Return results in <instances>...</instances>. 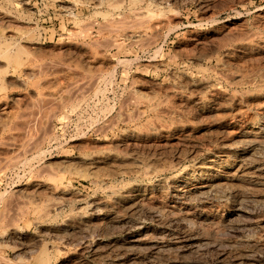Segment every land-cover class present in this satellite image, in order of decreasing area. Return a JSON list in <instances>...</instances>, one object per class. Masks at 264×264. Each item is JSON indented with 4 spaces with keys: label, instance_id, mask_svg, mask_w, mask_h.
I'll list each match as a JSON object with an SVG mask.
<instances>
[{
    "label": "bare ground",
    "instance_id": "obj_1",
    "mask_svg": "<svg viewBox=\"0 0 264 264\" xmlns=\"http://www.w3.org/2000/svg\"><path fill=\"white\" fill-rule=\"evenodd\" d=\"M0 1L2 90L9 71L22 73L13 81L20 85L36 76V70H26L24 64L27 52L33 56L41 33L31 13H26L28 1ZM47 1L58 8L62 25L67 22L75 28L73 36L109 39V47L117 51L109 65L113 71L120 67L123 74L129 71V59L118 57L123 50L136 48L137 55L155 49L144 59V76L153 78L130 79L126 108L121 104L125 111L118 116L116 112L115 123L108 125L135 124L123 127L112 147L110 142L101 151L47 162L46 176H38L36 170L15 191L17 197L11 194L36 230L35 244L19 243L14 256L50 264L53 254L71 249L61 264H264V27L252 30L234 19L213 34H192L198 51L167 60L164 44L178 33L181 8L188 0ZM196 1L204 14L215 9L212 0ZM224 11L223 7L214 13L219 16ZM19 13H26L25 21L18 19ZM258 19L264 20V14ZM15 23L23 28L15 29ZM96 26L100 31H94ZM78 45L83 55L107 58L105 50L92 52L91 46ZM162 76L165 84L158 80ZM101 78L98 74L93 85ZM83 184L90 188V195L78 190ZM57 219L61 223L54 225ZM148 222L156 227L147 228ZM18 229H10L9 240L22 241Z\"/></svg>",
    "mask_w": 264,
    "mask_h": 264
},
{
    "label": "rangeland",
    "instance_id": "obj_2",
    "mask_svg": "<svg viewBox=\"0 0 264 264\" xmlns=\"http://www.w3.org/2000/svg\"><path fill=\"white\" fill-rule=\"evenodd\" d=\"M16 1H20V0H16ZM22 1L29 2V7H28L29 9L28 12L26 13L27 14L31 13L32 22H34V24L38 26L39 34L41 33L40 34L41 39L39 38L37 44L34 46L35 49L32 50L31 52V54L33 55L32 57H30L29 56L30 54L27 52L28 59L27 62L24 64V68H26V70L28 68H29L28 70L30 69L36 70L37 74L35 73L36 76L34 75L36 79L32 77L31 80L26 85L22 83L20 85L17 82H14L15 83L14 84L13 81H15L16 78L20 77L22 73L18 71H16L15 73L9 71L8 73L9 76L6 80L7 84L5 83L6 86H3L4 89L3 87L2 90L0 89V95H1L0 96V155H1L0 195L2 196V198H0L1 199L0 200L1 202L0 203V258L3 257L2 258L3 260L0 259L1 260L0 264L2 263L35 264L34 262L29 261L28 257L24 258V256L23 257L21 256L22 257L21 258L19 256L18 257L14 256L15 248H17V246L19 247V243H23L24 245L27 246L34 245L35 244L34 236L36 235V230L33 227V225H31L27 221L23 211L21 209H18L22 205L21 203H19L18 198L16 199L17 195L15 194V191L27 183V177L29 175H34V174L36 175L35 173L36 170L38 176L41 174L46 176L47 174L44 169V164H46L47 162H52V161L55 162L59 158L65 156L75 157L78 156L79 154L78 152H87V151H95V150L101 151L103 150V148L105 149V148H109L110 146L112 147L113 142L119 137V135L122 133V130L131 127L133 124H135V122L133 123L125 122L118 125H113V128H110L112 123L113 124L115 123L113 121L116 118L115 117L116 112H117L116 116H118V114H120L119 112H121L120 110H122L124 106L126 108V104H127L126 99L129 98V89L131 87L130 84L132 83L130 81L135 79L140 80V78L143 81H149L150 79L153 78V76L151 75L150 76L148 75L149 77L144 76L145 75L144 59L148 60L149 56L152 53H154V51H156L155 49H151L150 52L148 53L143 54L138 52V54L136 55V53L133 52L136 51V48H132V50H128V51L123 50L122 53L118 54V57L120 59H126V60L129 59L128 60L129 62L127 63L129 71L124 72L123 74L124 70L122 69V67L118 68L116 71H113L110 69L109 65H111V63L113 62L111 60L112 55L115 54L117 51L109 47L110 46V43H108L109 39L105 40V38L103 39L102 37H100L96 40L95 39L93 40L83 36L82 39L81 36H80L81 38L80 37L77 38V36L74 35L76 37L75 38L73 36V34H75V28L72 26V24L67 22L66 25L65 24L62 25V17L60 16L58 8L52 7L47 0H41V1L22 0ZM39 1L42 3H40ZM211 3L212 5H214L215 9H212L213 12H209V13L207 12L206 14H204L199 10V4L196 0H188L184 4V6L181 8V14H180L181 26L179 27V31L177 34L170 36L168 38L169 40H167V42L164 44L163 47V52L165 56L164 59L169 60L176 55H180V54L184 55L186 53L197 52L199 47L195 46V44L191 40V36L194 33L200 34L201 36H206L207 33L213 34V32L217 28L221 26H228V23H234L235 20H237L236 22L240 21L239 22L240 24L243 25L245 24L244 27H247L252 30H255L257 27H262V26L264 27V23H263L264 20H259V19L257 20V16L259 14L260 15L264 14V8H263L264 0H244L239 2H235V1L233 2V0H225V1L212 0ZM40 6L42 9L40 8ZM223 7L225 11L221 13V15L216 16L214 11ZM43 9H44L43 12L39 11ZM19 10H20L19 12H22L21 9ZM26 13L25 14L19 13L18 19L19 20L22 19L25 21V17H27ZM85 16L88 17L89 13L86 12L84 17ZM207 17H209L211 20ZM194 24H196L197 26L196 25L194 26ZM18 25L21 26L23 24L15 23L12 26H14L15 29L23 28L22 26L19 27ZM80 28H83V26H81ZM95 30L100 31V29L98 30L97 26L94 28V31ZM34 34H37V32L34 31ZM71 35L73 38L71 37ZM96 41H99V43ZM89 42H92L93 45H90ZM79 43L80 45L85 43L84 46L87 48L91 46L90 48H93V50L91 49L92 52L95 51L103 52L105 50L106 57L108 59L107 58L101 59L98 56L96 58H90L88 55L87 56L85 54L83 55V53L78 52L77 50V46H79L78 45ZM86 43L88 44V46ZM127 43L128 42H126V44ZM105 44L106 46L107 45L108 46L104 48ZM72 47H74V49ZM97 47L99 48L98 50L96 49ZM177 47L178 48L180 47V49H178ZM35 56L40 58V60ZM136 56H138L139 59H136L137 58ZM34 57L35 59H33ZM29 60L32 61L31 62L32 65L30 64ZM42 60H44V63L42 62ZM131 60H133L134 62H132ZM33 61H35V63ZM183 65L184 64H180V69L184 68ZM37 69L40 71H38ZM41 70L42 71L45 70V71L41 72ZM49 70H51L50 73H48ZM109 71L110 72L113 71L114 73L113 72L110 73ZM38 73L39 74L42 73V74L39 75ZM98 74H101L102 78L94 86L92 81L94 80L95 77L98 76ZM107 74L108 75L111 74L110 75L111 77L107 76ZM132 75L135 76V78ZM164 78L165 77L163 76L159 78L158 79L159 82L160 83L163 82L162 84H165L166 81L164 80ZM10 81L12 82L13 85L10 84L11 83ZM108 81L110 83H107ZM30 82L31 84H29ZM16 84L22 87L18 88ZM8 85H10V87H8ZM94 87L98 91L93 92ZM95 93L97 94L93 96ZM9 97L10 98L13 97V98L10 99ZM15 97L16 99H14ZM123 101H125V103ZM121 104L122 105L125 104V105L122 107ZM120 106L122 108L118 109ZM124 109L121 112L122 114L125 111ZM109 122H111V124ZM142 123L143 122H139L137 124H142ZM103 126H105L106 129ZM108 126L109 128H107ZM103 129L105 130V132H103ZM8 135H10L9 138H7ZM11 142H13L14 145L13 143L11 144ZM105 144H110V146ZM103 145H105V147H102ZM84 146L86 147L84 148ZM18 147L21 148L19 149ZM15 150L18 153H16ZM140 150L143 149L140 148ZM9 152H11L12 154H9ZM40 152H42V155ZM15 154H17L16 156L18 158L15 157ZM10 155L13 156L10 157ZM8 158L11 159L14 158V159L7 160ZM15 158H17L18 161L15 160ZM2 159L7 160V162L8 161L9 162L7 163ZM22 160L23 161L25 160V163H23ZM37 163L38 165L35 166ZM3 164H5L6 167ZM8 166L11 167L9 168ZM40 168H42V170ZM29 171L31 173L33 172L34 173L31 174ZM16 174L19 176V178L18 176H16ZM10 184L12 185L10 186ZM77 187L82 194L84 195L91 194V190L87 184H83L82 186H77ZM11 194H13L16 197H14ZM15 203H17L18 205H15ZM15 210H18V213L17 211L13 213V211ZM10 223L15 225L17 228L19 227L18 230L20 234H22L23 242L22 241L13 242L8 239L7 235L9 231H11L10 229L16 228L15 226L13 227V225H11L10 228L9 225ZM60 223H61L60 219H57L55 222H53L54 225H59ZM5 226L7 228H5ZM146 227L147 228L149 227V229H151V228H155L156 225L154 223L148 222ZM1 228H3V231ZM2 236L5 239L2 238ZM32 236L33 239L31 238ZM121 237H122L121 235H116V238L118 239H120ZM3 239L5 240V242ZM90 241L92 243L94 242V240H90ZM13 244H15L16 246L15 245L13 246ZM71 251H72L71 249L70 250L67 249L65 251V254L62 253L53 254L50 257V261H51L50 264H57V263L61 264V262L65 259L66 256H68L69 253H71Z\"/></svg>",
    "mask_w": 264,
    "mask_h": 264
}]
</instances>
